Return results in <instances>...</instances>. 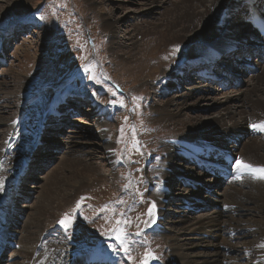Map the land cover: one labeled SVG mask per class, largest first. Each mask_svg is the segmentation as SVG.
<instances>
[{"label":"rangeland","instance_id":"1","mask_svg":"<svg viewBox=\"0 0 264 264\" xmlns=\"http://www.w3.org/2000/svg\"><path fill=\"white\" fill-rule=\"evenodd\" d=\"M95 1L92 5L88 0H20L14 11L7 12L0 18V115L5 118V124L0 125V150L7 145V140L11 137L8 145L18 139L23 148L28 147L31 151L30 159L24 161L28 169L25 170L24 179H20V186L17 188L26 195H23L21 201L15 202L18 207L26 203L30 208L25 206V214L24 207L22 208L23 213L17 217L19 224H16V228L19 229L20 221L24 217L27 221L33 217L36 208L32 206L36 203L35 196L42 186L46 185L44 178L55 169V165L60 172L69 176L71 181L72 170L58 163L59 156H67L68 161L71 158L92 161L99 175L93 176L92 181L84 184L66 205L61 207V202L53 209L47 210L48 214H53V218H49L51 220L38 235L37 242H41V237L49 234L65 214H70L72 227L65 233L79 245V253L99 247L108 255H113L118 264H129L127 258L134 264H142L145 253L150 252L156 257L151 259L152 264H165L173 261L168 242L165 235L155 228L157 223L153 222L148 211L153 205V213L157 208V191L153 190L160 187V164L164 160L165 145L177 132L178 138L180 130L173 126L152 127V110L155 107L153 103L162 104L165 99L164 94L159 93L156 88H161L165 80L158 77L154 82L147 79L142 81L141 74L138 78L127 75L131 71L129 66L135 62L129 56L139 47L136 44L134 49H130L129 42L133 37L140 40L138 42L142 45L141 48L144 47L143 44H149L153 52H162L165 49L167 55L161 54V57L160 52L157 53L162 61L174 54L175 45L180 46L183 53L174 57L179 63H184L187 53L196 50L198 42L197 39L190 42L172 40L163 28V23L170 16L168 9L172 8V2L175 0H162L160 3H148L147 0ZM4 4L5 2L2 3ZM104 14L109 15L118 25L112 30L113 35H110L104 25ZM230 23L233 26V39L226 47L234 46L238 40L243 41L236 35L243 33L242 29H248L246 23L239 21L237 15L232 17ZM133 25L144 29L148 27L149 31L144 34L136 32ZM157 25L162 29L157 27L160 30H154ZM13 29L16 30L15 34L9 36L8 32ZM4 31H8L6 36L2 34ZM198 33L199 31L195 30V34ZM118 42L121 43V48L117 47ZM249 53L252 54L251 62L254 63L255 56L251 50ZM238 55L241 58L246 56V53L239 49L235 51L233 58L226 57L227 62L231 63L232 69L229 72L233 75L236 72L237 79L234 81L236 83L229 79L226 87L193 75L195 71L192 70L197 63L191 64L187 73H183L180 82L183 91L192 86L195 93L182 101L186 105L193 103V106H188L184 111L183 116H179L182 123L194 119L208 120L217 114L220 109L211 105V98L223 100L229 91L232 94L237 88L242 92L247 91L250 77L254 73H245L243 69L236 71V65L240 63L234 60V57ZM147 58L145 63L150 65L152 58ZM218 58L214 61H224ZM233 63L235 67L232 66ZM85 65L90 69L89 74L96 77L95 81L87 79L83 71ZM161 70L163 72L165 69ZM203 86L208 91H202ZM21 93L28 97L23 105L18 97ZM173 93H176V89ZM135 94L137 96H134ZM195 96H200V99ZM51 103L54 111H58V116L50 117L51 126L43 127L42 132H32L28 126L30 117L36 115L40 118L42 108ZM68 105H71L69 110L64 109ZM94 107L101 108L104 114V127L113 144L112 161L103 149L104 139L99 134V128L94 126L98 118ZM53 127L55 128L52 129ZM254 137L256 140L264 139V130L259 128L252 139ZM57 176L59 174L56 173L50 175L48 186ZM203 176L206 180L214 181L210 174L205 173L201 176L202 184ZM103 178L104 180H101ZM215 181L213 185L207 186L210 198L206 200L214 199L213 196L217 192L221 194L228 190L229 184L224 186L222 181ZM178 184L179 182L174 183L172 180L173 188ZM240 190L244 193L252 188L246 185ZM208 203L212 204L209 201ZM175 204V200L169 201L158 208L164 221L162 227L167 230L174 225L172 222L178 217ZM189 206L193 209L190 215L202 214L210 208L196 204L193 199H190ZM221 207L222 205L217 206L218 209ZM243 216L264 220V209L250 211ZM219 219L228 223L225 214ZM244 229L250 232L254 230L253 227ZM116 232L121 235L127 233L123 245L128 248L127 253L122 250L113 252L105 246V242L115 243ZM259 235L260 231L256 228L252 235L250 233L245 238L231 239L230 243L236 246L239 254L241 253L239 256H243V261H238L256 264L253 261L259 256H264V248L261 245L256 249L243 245L249 240L258 242ZM16 239L18 240V237ZM7 244L13 245H2ZM14 249L9 251L4 248L1 251L0 255L4 258L1 264H22L24 258L16 256L17 248ZM101 264L109 263L104 261Z\"/></svg>","mask_w":264,"mask_h":264},{"label":"bare ground","instance_id":"2","mask_svg":"<svg viewBox=\"0 0 264 264\" xmlns=\"http://www.w3.org/2000/svg\"><path fill=\"white\" fill-rule=\"evenodd\" d=\"M19 1L0 0V18L5 13L14 11L15 5ZM88 1L92 5L96 3L95 0ZM147 1L148 3L162 2V0ZM262 1H173L172 8L168 9L170 16L163 23V28L172 40L190 42L197 39L196 41L198 42L196 50L186 54L187 57L184 63H179L174 58L176 55L183 53V48L180 46L179 51L173 52L172 56H167L165 61H162L158 58L157 53L160 52V56L161 54L167 55L165 49L162 52L160 50L153 52L150 50L149 44L148 46L143 44L144 47L141 48L142 45L140 46V42H138L140 40L133 39V37L130 38L129 48L134 49L136 44L139 47L132 56H129L135 62H132L133 64L129 66L131 71L127 75L131 78H138L141 74L142 81L147 79L150 82H154L158 77L165 80L161 88H156L159 93L164 94L165 99L162 104L153 103L155 107L152 110V127L154 125L173 126L180 130L179 137L177 138L178 132L175 133L173 135L174 138L165 145L164 160L160 164V187L158 190L156 188L153 190L157 191V208L151 218L153 222L157 223L155 228L165 235V239L168 242L166 244L173 259L172 262L169 261L165 264H244L242 263L243 256H239L241 253L239 254L240 251H237L236 246L230 243L231 239L235 237L239 239L245 238L250 233L252 235L254 230L258 228L260 240L258 242L249 240L244 242L243 245L256 249L264 243V220L251 219L252 216L251 218H244L243 216L247 212L257 211L260 208L264 209V180L256 178L248 169L236 167V161L239 160L241 163L251 165L254 168H264V139L256 140L255 137L252 139L259 129V127L253 128L252 125H260L261 122H264V57L261 58L259 53L254 55L256 59L254 64L257 69L250 77V84L246 92L239 91V88H237L232 94L229 91L223 100L211 98V105L220 109L217 114L204 121L194 119L193 121L182 123L179 119V116H183L187 108L193 106V103L186 105L182 101L187 96L195 93L192 86L188 90L183 91L180 84L183 73H187L189 65L192 63L197 62L200 66H203L204 63L201 62H209L211 58H215V55L228 46L231 39H233V26L230 23L232 17L237 15L239 21H244L248 26L250 10L253 8L261 10ZM3 2H5L4 5H2ZM103 22L108 28L110 35H113L112 30L118 26L116 21L111 19L109 15L104 14ZM157 27L159 26L157 25L154 30L162 29L160 28L161 26L159 27L160 29H157ZM133 28L135 29L134 31L142 34L149 31L148 27L144 29L133 25ZM14 30L4 31L2 34L6 36L8 32L9 36H13L16 32ZM195 30H198L199 33L195 34ZM242 30L243 33L236 35L243 40L236 42V44L239 43L237 47H242L248 53V45L253 43L250 40L257 37L262 40L258 44H260L259 48L264 51V38L259 37L258 34L254 35V32L247 28ZM244 30H246L247 35ZM116 45L117 47H122L121 43ZM234 53H228L222 59L224 60L222 64L228 72L232 68L226 57L231 59ZM146 57H148L147 59L152 58L151 62L148 60L150 65L145 63ZM239 57V55L234 57V60L240 63L236 65V71L243 69L239 65L244 62V57ZM218 63L221 62H216V64ZM159 66L165 69L163 70L164 73ZM222 71L227 75L224 79L228 81V84L230 81H234L232 78H235V74L233 75L229 72L233 76L229 78L228 72L226 70ZM243 72L246 73L244 69ZM135 74L136 76L134 77ZM193 75L197 76L195 72ZM229 79L231 80L229 81ZM235 80L237 81V79ZM143 88L145 89L144 85ZM205 88L203 86L202 91H208ZM175 89L176 93L172 94ZM22 94H19L18 97L23 105L28 97ZM137 94L134 96H137ZM195 98L200 99V96H195ZM69 106L71 105L63 107L69 110ZM94 108L98 114L97 122L94 126L99 128V134L104 139L103 149L109 154V160L112 161L114 159L113 144L104 127V114L101 112V108ZM64 109L61 110L64 111ZM78 111L79 109L76 110V113ZM57 112L54 111L52 103L45 104L39 114L40 118L32 115L28 126L32 129V132L38 134L39 130H41L40 132L44 130L43 127L51 126L49 119L56 116ZM235 115H237L236 118H234ZM1 124H5V118L0 115ZM38 136H36V139ZM10 139L11 137L7 140L8 143ZM8 143L0 150V183L3 185V191H0V248L5 243L13 244H7L4 247L8 248L9 251L17 248L16 256L24 258L22 264H101L104 261L109 264H118L113 255H108L99 247H95L92 251L88 250V252L79 253V245H76L66 235L64 228L59 223L55 225L49 234L41 237V242H37L38 235L49 224L48 222L51 220L49 218H53V214H48L47 210L53 209L55 205L61 202L63 203L61 207L66 205L65 203L70 201L84 184L92 181L93 176L99 175L92 161H79L76 158H71L68 161L66 159L67 156H59L58 163H62L72 170L71 181L68 179L69 176L60 172L57 169V165H55V169L47 177L45 176L46 179L44 178L46 185H43L41 191L35 196L36 203L32 206L37 209L35 208L33 217L29 221L25 217L21 219L17 230L16 224H19L17 223V217L23 213L22 208L24 207V214L30 208V205L26 203L18 207L15 202L21 201V198L24 197L23 195H26L24 191H19L17 188L20 186L19 181L24 177L25 170L28 169L24 161L30 159L31 151L28 150V147L23 148L18 139L9 145ZM194 167L200 168V170L194 171L196 170ZM207 171H213L217 176H231L226 184V186L229 184L228 190L221 194L215 193L214 199H210L211 201L206 200L210 198V190H208L207 186L213 185L214 182L216 183V177L211 182L203 176L202 178L205 180L203 179L202 184L201 176ZM53 173L59 174V176L48 186L47 181ZM238 176L239 178H237ZM104 178L101 180H104ZM172 180H174V183L179 182L174 188ZM205 182L207 184H204ZM246 185H250L254 192L251 190L243 193L240 189L246 187ZM190 199H193L196 204L202 207L209 206V210L202 214L190 215L193 210L189 206ZM174 200L178 209V217L172 222L174 225L167 230L162 227L164 221L160 217L158 208L164 203ZM208 201L212 204L208 203V205ZM220 205L222 207L218 209L217 206L219 207ZM25 206H27V209H25ZM223 214L227 216L228 223H224L219 219ZM244 227L251 229L253 227L254 230L250 232L245 230ZM17 237L18 240L16 239V241L15 238ZM239 259L242 261H238ZM1 260L2 255H0ZM253 263L264 264V256H259ZM148 264H152V261L150 260ZM155 264L162 263L157 262Z\"/></svg>","mask_w":264,"mask_h":264},{"label":"snow or ice","instance_id":"3","mask_svg":"<svg viewBox=\"0 0 264 264\" xmlns=\"http://www.w3.org/2000/svg\"><path fill=\"white\" fill-rule=\"evenodd\" d=\"M37 19H42V17H37ZM176 51H179V46L176 47ZM83 71H84L87 79L92 80V81L96 80V77L94 75L89 74L90 69L87 65H85L83 67ZM134 99H139V98H134ZM252 127L253 128L259 127L261 130H264V122H261L260 125H252ZM236 167L239 169H248L251 173H253L255 175L256 178L264 180V168H254L251 165L241 163V161H239V160L236 161ZM237 178H239V176ZM0 191H3L2 183H0ZM154 207H155V205H153L152 208H149L148 215L150 217L153 215ZM77 208H79V202L77 203ZM58 223L67 232L72 227V219L70 218V214H65V216L60 221H58ZM118 223H119V221H118ZM113 231H115V230H113ZM126 237H127V233H124L123 235H121L120 232H116V235L114 237L116 243L109 244L108 247L113 252H118V251L122 250L125 253H127L128 248L123 246L124 240ZM261 247H264V245H261ZM151 259H156V257L152 253L146 252L145 253V259L142 261V264H148V261Z\"/></svg>","mask_w":264,"mask_h":264}]
</instances>
